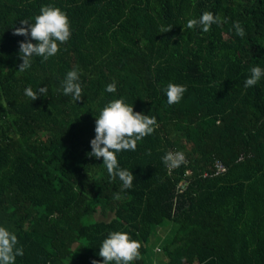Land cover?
Returning a JSON list of instances; mask_svg holds the SVG:
<instances>
[{
    "label": "trees",
    "instance_id": "1",
    "mask_svg": "<svg viewBox=\"0 0 264 264\" xmlns=\"http://www.w3.org/2000/svg\"><path fill=\"white\" fill-rule=\"evenodd\" d=\"M48 5L67 14L70 38L21 72L26 37L13 31ZM205 11L221 22L188 29ZM257 65L264 0H0V226L23 248L15 264H103L113 231L140 241L131 264H146V241L166 221L148 264H264V76L244 86ZM73 68L76 102L62 89ZM169 83L186 87L179 103L168 104ZM27 87L47 94L32 101ZM120 98L158 124L135 151L116 153L130 189L88 155L95 118ZM169 151L186 162L168 168Z\"/></svg>",
    "mask_w": 264,
    "mask_h": 264
},
{
    "label": "clouds",
    "instance_id": "2",
    "mask_svg": "<svg viewBox=\"0 0 264 264\" xmlns=\"http://www.w3.org/2000/svg\"><path fill=\"white\" fill-rule=\"evenodd\" d=\"M220 17L205 11L197 19H189L187 28L192 29L202 26L204 32L210 30L211 25L219 24ZM21 27L15 28L13 35L26 37L25 41L19 43V54L22 63L19 71L23 72L31 66L33 56L43 57L47 60L59 51L60 44L66 43L70 38V22L67 14L60 8L51 5L42 6L40 14L35 16L34 23L28 20L20 21ZM26 25V27H25ZM236 34L243 36L244 29L240 22L233 23ZM172 26L163 28L162 33L170 31ZM36 43L30 42L27 37ZM264 76V69L260 66H253L250 69V76L245 80V88L255 86ZM64 95H71L74 102L82 98V86L79 82V72L76 68L68 71L62 82ZM106 91L115 93L117 91L115 82L106 86ZM186 87L179 84L169 83L166 89L168 104L179 103ZM25 95L32 101L38 95H46L47 87L34 91L31 87L24 90ZM158 127L154 116L143 115L134 112L133 106L124 102L123 98L114 99L107 102L95 118V136L90 140L91 152L88 154L96 158H103V165L106 167L110 179L119 178L123 189H130L133 185L134 176L131 171L121 169L118 164L116 153L126 150L135 151L137 142L152 134ZM162 160L171 169L177 168L186 162L183 152H167ZM18 238L6 227L0 226V264H15L17 256H23V248L17 247ZM141 243L130 238L129 234L122 231L109 232L102 241L99 248V256L103 258V264H131L140 258ZM155 251L159 252L157 246ZM92 264H99L93 260Z\"/></svg>",
    "mask_w": 264,
    "mask_h": 264
},
{
    "label": "rangeland",
    "instance_id": "3",
    "mask_svg": "<svg viewBox=\"0 0 264 264\" xmlns=\"http://www.w3.org/2000/svg\"><path fill=\"white\" fill-rule=\"evenodd\" d=\"M169 224L170 223L166 221L153 228L148 240L146 241L147 252L144 255L146 264L149 263V260H154V256L156 255L154 248L162 243L163 235L170 233ZM157 256L159 257L160 254L158 253Z\"/></svg>",
    "mask_w": 264,
    "mask_h": 264
},
{
    "label": "built area",
    "instance_id": "4",
    "mask_svg": "<svg viewBox=\"0 0 264 264\" xmlns=\"http://www.w3.org/2000/svg\"><path fill=\"white\" fill-rule=\"evenodd\" d=\"M215 166H216L215 173H218L224 170V166L220 162H215Z\"/></svg>",
    "mask_w": 264,
    "mask_h": 264
}]
</instances>
